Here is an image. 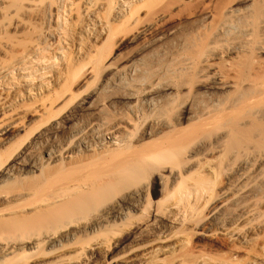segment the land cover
Here are the masks:
<instances>
[{"label": "rangeland", "instance_id": "1", "mask_svg": "<svg viewBox=\"0 0 264 264\" xmlns=\"http://www.w3.org/2000/svg\"><path fill=\"white\" fill-rule=\"evenodd\" d=\"M113 1L0 0V99L4 101L0 100V122L9 118L15 124L23 121L20 123L24 125H20L22 129L17 123V128L14 127L17 131L13 128L16 134L12 130L10 138L5 141L0 138L1 169V163L13 154L10 152H15L12 157L15 160L17 154L34 144L37 133L48 126L50 116L58 113L57 118H62L74 114L72 122L64 124L57 136L58 157L54 161L39 148L36 155L25 156L28 160L24 157L23 162L34 158L33 162L37 160L34 163L41 164V169L36 165V171L29 168L24 173L15 166L17 170L5 175L0 171V248L4 244L9 247L8 251L0 249V264H19L28 259L50 263L80 252L83 264H264V90L257 89V85L264 84V53L256 50L257 41H264V0H140L141 5H137L132 17L120 16L116 22ZM57 7L63 11L61 21ZM97 14L104 23L113 24L114 33L108 39L104 34L97 41L85 39L89 41H83L79 55L78 44L74 42L78 47L73 48L65 31L73 30L76 36L84 23L95 15L98 17ZM144 25L150 28L137 35ZM244 28L250 30L251 38L245 36L251 40L243 36ZM245 41L247 44L243 45ZM98 59L100 62L93 71V61ZM185 61L189 63L187 66ZM77 62L86 64V68L76 74ZM212 72L222 74L221 78L224 75L230 78L233 82L227 83L234 86L215 90L209 84ZM27 79H33L34 84L47 79L52 85L44 93L36 94L35 100L17 97L20 102L16 100L13 104L16 94H28L24 92ZM253 81L261 84L254 85ZM151 85H154L152 90ZM257 90L263 92L261 99L256 97ZM245 94L256 98L249 101ZM81 98L89 104L79 105ZM44 104L48 107L52 104V108L43 110ZM93 104V109L86 108ZM222 111L229 115L223 117ZM115 124L123 127V133L130 132L127 133L130 142L112 150L113 147L93 139L94 125L101 129ZM78 129L90 134L91 144L95 141L93 151L80 152L74 148L73 143L81 134H76ZM135 147L138 152L144 151L139 152L141 158L145 153L149 157L145 154L137 162V174L135 170L124 172L123 159L135 150L137 153ZM8 158L13 161L11 156ZM47 160L51 163L47 164ZM245 161L252 172L250 179L242 181L245 185L241 184L246 193L232 199L229 193L235 180L248 170ZM80 172L83 180H96L97 191L86 190L81 196L83 200L79 197L71 200L73 205L64 201L45 209L44 203L58 193L62 183L81 178ZM100 180L105 181L103 185ZM47 181L51 189L56 184L51 192ZM40 186L46 187L39 190ZM141 186L146 188V201L143 207L139 206L140 211L129 209L118 219L88 228L101 207L115 202L127 188ZM242 204L251 206L255 213L225 221L228 214L235 217L237 207ZM74 205L75 209L71 208ZM148 205L147 211L142 212ZM150 211H162L161 216H172L171 213L179 216V223L175 224L161 220L174 234L173 249L155 251V254L148 251L152 246L148 245L137 251L136 245L127 239L119 247L113 248L111 244L95 250L93 244L99 238L112 236L120 241L126 234L137 231L135 228L151 219ZM224 214L227 215L224 217ZM78 218L84 228L78 225L70 228L75 233L73 240L61 238V242L52 245L49 243L52 239L44 238L46 234L61 235L64 225L75 223ZM161 223L156 221L155 227L161 228ZM140 251L149 254L141 257V263H136L132 258ZM97 252V258L92 259V253Z\"/></svg>", "mask_w": 264, "mask_h": 264}, {"label": "bare ground", "instance_id": "2", "mask_svg": "<svg viewBox=\"0 0 264 264\" xmlns=\"http://www.w3.org/2000/svg\"><path fill=\"white\" fill-rule=\"evenodd\" d=\"M59 1V0H58ZM71 1V0H70ZM88 1V0H87ZM139 1L140 0H115V1H113V3H112V5H113V8H115L117 11H115L116 13L114 14V16H113V19L115 20V22H116V19H118V18H120V16L123 18V19H128L129 17H132L133 15H134V13H135V9H136V7H137V5L138 4H140L141 5V3H139ZM57 2V1H56ZM91 2V1H90ZM92 3V2H91ZM130 3H132L133 5H130ZM73 4V3H72ZM49 5V4H48ZM1 6V5H0ZM51 6V5H50ZM60 6V5H59ZM58 8V12H57V16H58V19L59 18H62L63 17V11H61L60 9H59V7H57ZM43 9V8H42ZM70 9V8H69ZM50 10H52V9H50ZM71 10V9H70ZM66 10H64V12H65ZM43 12H45V11H43ZM47 12H49V11H47ZM67 12V11H66ZM46 14V13H45ZM53 14V13H52ZM93 14V13H92ZM95 14V13H94ZM44 15V14H43ZM50 15V14H49ZM88 15H89V13H88ZM98 15V14H97ZM45 16V15H44ZM93 16V15H92ZM48 18V17H47ZM66 18V17H65ZM46 19V18H45ZM88 19V18H87ZM86 19V20H87ZM60 20V19H59ZM65 20V19H64ZM68 20V19H67ZM66 20V21H67ZM61 21V20H60ZM59 21V22H60ZM123 21V20H122ZM73 22V21H72ZM138 22V21H137ZM62 23H64V22H62ZM69 23V22H68ZM120 23H121V21H120ZM125 23H126V21H125ZM140 23V22H139ZM59 24V23H58ZM70 24V23H69ZM68 24V25H69ZM75 24V23H74ZM118 24H119V21H118ZM124 24V23H123ZM138 24V23H137ZM60 25H61V22H60ZM65 25H67V24H65ZM72 25V24H71ZM57 26V25H56ZM64 26V25H63ZM116 26V25H115ZM60 27V26H59ZM66 28H67V26H65ZM72 27V26H71ZM141 27V26H140ZM133 28V27H132ZM135 28H137V27H135ZM150 28V26L149 25H147V26H143V27H141V29H139V31L137 32V35L138 34H141V33H143L144 31H147L148 29ZM46 29V28H45ZM74 29H75V27H74ZM83 30L81 31L80 30V32H79V34H77V35H79V37L77 38V35L75 36V32H72V31H70V30H66L65 31V36H67V38H69L70 40H71V42L72 43H70V44H72V47L73 48H76V47H78V48H76L75 50L78 52L77 54H79L80 55V53H82V51H83V46H82V43H83V41H89V40H85V39H93V40H98L99 38H101L100 37V35L102 34H104L105 36H106V38L108 39L109 37H111L112 35H113V33H114V26H113V24H110V25H108L107 23H104L103 21H101V19H99V15H98V17L95 15V17H92V18H89L88 19V21H86L85 23H84V28H82ZM247 29H249V28H247ZM246 29L244 28L243 29V31H244V37L245 38H247L248 36H250V38H251V35H249V33H250V30H249V32H248V30H246ZM50 32V31H49ZM43 33V32H42ZM77 33H78V31H77ZM135 33V32H134ZM40 34V33H39ZM51 34V33H50ZM53 34V33H52ZM51 34V35H52ZM41 35V34H40ZM39 35V36H40ZM43 35H44V33H43ZM103 35V36H104ZM247 37H246V36ZM39 36H37V37H39ZM64 36V37H65ZM44 37V36H43ZM136 37V36H135ZM45 38V37H44ZM48 38V37H47ZM60 38V37H59ZM250 38H247L246 40H251ZM39 39V38H38ZM42 39V38H41ZM46 39V38H45ZM62 39V38H61ZM66 39V38H65ZM102 39V38H101ZM104 39V38H103ZM106 39V40H107ZM44 40V39H43ZM47 40V39H46ZM35 41V40H34ZM41 41V40H40ZM60 41V40H59ZM92 41V40H91ZM90 41V42H91ZM104 41H105V39H104ZM46 42V41H45ZM74 42H76V44H78V46H75V43ZM84 42V43H85ZM253 42V41H252ZM251 42V43H252ZM62 43V42H61ZM83 43V44H84ZM245 43L247 44V42L245 41V42H243V45H245ZM73 44H74V46H73ZM92 44H93V42H92ZM103 44H105V43H103ZM243 45H241V46H243ZM249 45L250 44H248V46L247 47H249ZM256 45V44H255ZM36 47V46H35ZM34 47V48H35ZM245 47V46H244ZM246 47V48H247ZM256 47V46H255ZM38 48V47H37ZM96 48V47H95ZM242 48V47H241ZM257 49V51H258V53L259 52H261V53H264V41H257V47H256ZM29 49V48H28ZM64 49V48H63ZM62 49V50H63ZM88 49V48H87ZM97 49V48H96ZM31 50V49H30ZM74 50V49H73ZM25 51V50H24ZM85 51V50H84ZM101 51V50H100ZM99 51V52H100ZM28 52V51H27ZM80 52V53H79ZM90 52V51H89ZM206 53V52H205ZM107 55V54H106ZM18 56V55H17ZM77 56V55H76ZM78 57V56H77ZM79 57H81V56H79ZM105 57V56H104ZM14 58H16V57H14ZM76 58V57H75ZM44 59V58H43ZM85 59V58H84ZM99 59L101 60L102 59V56L100 55V57H99ZM99 59L97 60V61H93V62H95L94 64H93V66H92V69H93V71H94V68H96V64H99L98 62H100L99 61ZM186 59H188V58H186ZM17 59H14V61H16ZM48 60V59H47ZM73 60V59H72ZM74 60H76V59H74ZM78 60V59H77ZM93 60V59H92ZM185 60V59H184ZM84 61V60H83ZM82 61V62H83ZM188 62H189V60H187ZM203 61V60H202ZM18 62V61H17ZM75 62V61H74ZM81 62V63H82ZM188 62H186L185 61V63H184V65H186L187 66V64H189ZM205 62V61H204ZM71 63H73V62H71ZM76 63V62H75ZM78 63V62H77ZM206 63V62H205ZM79 65L76 67V69H77V71H76V74L78 73V72H80V70H82V69H84V68H86L85 66H86V64H81L80 65V63H78ZM191 64H192V62H191ZM190 64V65H191ZM203 64V63H202ZM210 64V63H209ZM75 65V64H74ZM67 66V65H66ZM71 67V66H70ZM84 67V68H83ZM202 67V66H201ZM68 68V67H67ZM74 68V67H73ZM189 68H190V66H189ZM208 68V67H207ZM206 68V69H207ZM204 69V68H203ZM69 70H70V68H69ZM75 71V70H74ZM217 71V70H216ZM216 71H214V72H216ZM82 72V71H81ZM200 72H202V71H200ZM51 73V72H50ZM207 73V72H206ZM49 73H47V75H48ZM74 74V73H73ZM75 74V75H76ZM80 74V73H79ZM204 74V73H203ZM220 74V73H219ZM30 75V74H29ZM47 75H42L43 77L44 76H47ZM60 75H62L61 73H60ZM75 75L73 76V77H75ZM49 76V75H48ZM63 76V75H62ZM69 76V75H68ZM76 76H79V75H76ZM209 76L211 77V81H212V83H209V84H211V86H213L214 88H215V90L217 89H223V88H225V87H228L229 85H231V87H233L234 86V83H233V86H232V80L230 79V78H226L225 77V75L222 77V78H224L225 77V79L224 80H228V81H224L220 76H222V74L221 75H218L217 73H213L212 72V74L210 75L209 74ZM32 77V76H31ZM33 77H35L34 75H33ZM40 77H41V75H40ZM51 77V76H50ZM65 77V76H64ZM206 77V76H205ZM209 77V78H210ZM37 78V77H36ZM54 79V78H53ZM74 79H76V77L74 78ZM202 79V78H201ZM203 79H205V78H203ZM208 79V78H207ZM28 81H26V83H25V88H24V92H27L28 94L27 95H25V94H23V93H20L19 91H18V89L16 90V92L18 91L20 94H14L15 96H14V102H13V104L14 103H16V100L18 101V99L19 98H24L25 99V97H27V98H34V100H35V98H37V96H36V94H42V93H44L43 92V90L44 89H47L48 90V87H49V85L51 84L50 82V80H47V79H41V81L39 82V83H33L32 82V80L33 79H31V81H29V79H27ZM40 80V79H39ZM62 80H63V78H62ZM206 80V79H205ZM210 80V79H209ZM208 80V81H209ZM232 82H231V81ZM231 82L230 84H228L227 82ZM202 82V81H201ZM204 82V81H203ZM256 82H259V81H253L252 83H254V85H256L255 83ZM260 83V82H259ZM16 84V83H15ZM18 84V83H17ZM163 84V83H162ZM258 84V83H257ZM261 84V83H260ZM52 85V84H51ZM168 85H170V84H168ZM250 85H253V84H250ZM17 86V85H16ZM156 86H157V84H156ZM162 86L163 85H161V88H162ZM167 86V85H166ZM165 86V87H166ZM171 86V85H170ZM210 86V85H209ZM258 87H257V89L258 88H260V89H263L264 90V84L262 83V85H257ZM262 86V87H261ZM153 87H154V85H151V86H149V89H153ZM213 87H211V88H213ZM230 87V86H229ZM255 87V86H254ZM163 88H164V86H163ZM207 88H208V86H207ZM148 89V88H147ZM210 89V88H209ZM247 89V88H246ZM259 89V90H260ZM164 90H166V88L164 89ZM208 90V89H207ZM218 90V91H219ZM224 90V89H223ZM262 90V91H263ZM21 91V90H20ZM145 91V90H144ZM214 91V90H213ZM221 91V90H220ZM23 92V91H22ZM56 92V91H55ZM67 91H65L64 93H66ZM211 92V91H210ZM259 95H251L250 96V98L247 96L246 98H248L247 100H251L252 101V99L251 98H253L254 97V99L257 97V99H261L262 98V95H260V94H262L263 92H260V91H256ZM260 92V93H259ZM64 93H62V97L65 95ZM144 93V92H143ZM142 93V94H143ZM145 93H146V91H145ZM152 93V92H151ZM245 93V92H244ZM256 93V94H257ZM58 94H60V91H59V93ZM57 94V95H58ZM64 94V95H63ZM264 94V93H263ZM133 95V94H132ZM213 95V94H212ZM242 95V97H243V93L242 94H240V96ZM36 96V97H35ZM40 96V95H39ZM238 96H239V94H238ZM237 96V98H239ZM256 96V97H255ZM261 96V97H260ZM17 97H19L18 99H17ZM44 97V96H43ZM43 97H41L42 99H43ZM129 97V96H128ZM134 97V96H133ZM245 97V96H244ZM258 97H260V98H258ZM263 97H264V95H263ZM59 98H60V95H59ZM126 98V97H125ZM131 98V97H130ZM246 98H243V99H245V101H246ZM39 100H40V98H38ZM82 99V98H81ZM0 100H2L3 101V99H0ZM31 100V99H30ZM33 100V101H34ZM147 100V99H146ZM249 100V101H250ZM13 100H11V102H12ZM87 101L88 100H81L80 101V103H79V105L80 104H85V103H87ZM240 101V100H239ZM238 101V102H239ZM244 101V100H243ZM4 102V101H3ZM8 102V101H7ZM10 102V101H9ZM18 102H20V101H18ZM17 102V103H18ZM23 102V101H22ZM94 102V101H93ZM150 102V101H149ZM247 102V101H246ZM24 103V102H23ZM34 103H36V102H34ZM239 103H241V104H243L242 103V101H240ZM245 103V102H244ZM0 104H1V101H0ZM12 104V103H11ZM10 104V105H11ZM49 104V103H48ZM87 104H89V103H87ZM96 104V103H95ZM95 104H93L92 106H86V108L88 107H91L92 109L94 108V105ZM235 104V103H234ZM233 104V105H234ZM240 104V105H241ZM16 105V104H15ZM18 105H20V104H17V106ZM97 105V104H96ZM232 105V104H231ZM230 105V106H231ZM233 105L231 106L232 108H233ZM237 104H235L234 106H236ZM82 106V105H81ZM239 106V105H238ZM3 107V106H2ZM16 107V106H15ZM96 107V106H95ZM52 108V104L51 105H49V107L47 106V105H45L44 104V107H43V110H48V109H51ZM83 108H84V106H83ZM230 108V107H229ZM15 109V108H14ZM224 109V108H223ZM226 109V111H228V113H230L231 112V110L230 109H228L227 110V108H225ZM17 110V109H16ZM15 110V111H16ZM42 110V111H43ZM54 110V109H53ZM84 110V109H83ZM88 110V109H87ZM221 110V109H220ZM50 111V110H49ZM224 111V110H223ZM223 111H222V114H223ZM220 112V111H219ZM46 113V112H45ZM49 113V112H48ZM50 113H52V112H50ZM216 113H218V112H216ZM221 113V112H220ZM225 113H226V115H225ZM224 114H223V117H226V116H228L229 114L227 113V112H225ZM40 114V113H39ZM44 114V113H43ZM57 114V116H58V113H56ZM205 114V113H204ZM210 114V113H209ZM222 114H220V116L222 117ZM228 114V115H227ZM231 114V113H230ZM41 115V114H40ZM52 115V114H51ZM76 115V114H75ZM217 115V114H216ZM15 116V115H14ZM57 116H50V118H48V120H47V124H48V126L46 125V123H44L45 124V126H47V127H45V129L43 128V130H40L38 133H37V136L35 137V141H34V144L33 145H30V147L28 146L24 151H21L20 149V151H21V153H19L18 151H16V153L18 152L19 154H17L16 156H15V160L12 158L14 155V153L15 152H10V153H13L12 155L10 154V155H8V157H10L11 156V158L13 159V161L11 160V159H9L8 157H6V161L5 162H3V164L1 163V166H2V168L3 169H1V167H0V171L5 175V173H8V172H10V171H12L13 169H14V167L15 166H19L20 168V170H22L23 172L24 171H26L27 169H29L30 168V170L32 169H34V171H36L37 170V166L36 165H38V164H36V163H34V162H36V161H34L33 162V159L31 160V161H27V162H23L24 161V157L25 156H31L32 157V155L34 156V155H36L37 154V150H39V148H43V152L46 154V155H48V159L51 161L52 159H53V161H54V158H57L58 156H57V151H56V147H57V145H58V142L56 141V139H57V136H59V133H60V130L62 129V128H64V126L66 125V123L68 124L70 121L72 122V119H74V114H72V113H69L68 115H66V116H63L62 118L60 117H58L57 118ZM206 116V115H205ZM12 117V116H11ZM204 117V116H203ZM7 119H9V118H7ZM7 119H3V121L1 120V122H0V138H3L2 140H4L5 141V139H7L8 138V136H9V134L12 132V130H13V128L14 127H16L17 128V126H20V125H23L22 123H20V122H23V121H20V122H18L17 121V123H20L19 125H17L16 126V124L13 122V121H11L12 119H9V121L7 120ZM18 119V118H17ZM205 119V118H204ZM22 120V119H21ZM209 120V119H208ZM206 121V120H205ZM204 121V122H205ZM210 122V121H209ZM206 123V122H205ZM204 123V124H205ZM208 123V122H207ZM65 124V125H64ZM94 124V123H93ZM97 126V125H96ZM95 125H94V127H96ZM23 127H24V125H23ZM23 127H21L20 126V128H22L23 129ZM41 127V126H40ZM85 127V126H84ZM94 127H92V130L94 131L93 132V135H92V137H93V139L95 138V139H97V140H99L100 141V143L102 142V144H103V146H104V144L106 145L107 144V146L106 147H113V149L112 150H115L114 149V147H116V146H118V145H125V144H127L128 142H130L131 140H129V137H128V135L130 134V132H128L127 130H124L125 132H126V134L125 133H123V127H121L120 125H114V126H111V127H102L101 129L99 128V127H96L95 129H93ZM26 128V127H25ZM82 128V127H81ZM86 128V127H85ZM15 129V128H14ZM18 129H19V127H18ZM21 129V130H22ZM67 129V128H66ZM72 129V128H71ZM16 130V129H15ZM20 130V129H19ZM18 130V131H19ZM17 131V130H16ZM88 131V130H87ZM13 132H14V130H13ZM15 134L17 133V132H14ZM81 133V134H80ZM88 135H86L85 134V132H84V129H81V130H79L78 129V132H76V134H80L79 136H77V138L75 139V143H73V144H75V145H73L74 146V148L76 147V148H78V150H80V152H90V151H93L92 150V144L95 142V141H93V143L91 144V142H90V138H89V133L88 132H86ZM127 133H129L128 135H127ZM74 136V135H73ZM75 137V136H74ZM9 138H10V136H9ZM96 140V141H97ZM1 141V140H0ZM1 143H2V141H1ZM4 143V142H3ZM149 143V142H148ZM5 144V143H4ZM143 144V143H142ZM141 144V145H142ZM151 144H152V142H151ZM153 145V144H152ZM152 145L150 146L149 145V147L151 148L152 147ZM159 145H161V143L159 144ZM164 145V144H163ZM38 146H41V147H38ZM95 146V145H94ZM93 146V147H94ZM144 146V145H143ZM156 146V145H155ZM26 147V146H25ZM70 147V146H69ZM24 148V147H23ZM22 148V149H23ZM95 148V147H94ZM103 148V147H102ZM136 148V147H135ZM139 148H141V147H139ZM149 148V149H150ZM154 148V147H153ZM152 148V149H153ZM155 148H157V147H155ZM162 147H160L159 149H161ZM165 148V147H164ZM66 149V148H65ZM64 149V150H65ZM96 149V148H95ZM105 149V148H104ZM127 149V148H126ZM134 149V148H133ZM137 149V148H136ZM142 149H143V147H142ZM158 149V148H157ZM72 150V149H71ZM99 150H100V148H99ZM106 150V149H105ZM105 150H104V152H105ZM110 150V149H109ZM132 150V149H131ZM130 150V151H131ZM135 150V149H134ZM15 151V150H14ZM67 151V150H66ZM107 151V150H106ZM121 151H123L122 149H121ZM129 151V150H128ZM142 151V150H141ZM141 151H139V152H141ZM148 151V150H147ZM153 151V150H152ZM151 151V152H152ZM42 152V153H43ZM80 152H79V154H80ZM118 152H120L119 150H118ZM118 152H117V154H118ZM126 152V151H125ZM125 152H124V155H125ZM138 152V149H137V153H136V150L133 152V153H129V154H127L126 155V157H125V159H123L120 155H117V158H118V156H119V159H120V157L124 160H122L123 162V168H122V166L120 167V168H122V171L124 170V172H127L128 173V171H133V170H135V173H134V171H133V173L134 174H137L136 173V170H137V168H138V166H137V162L139 161V160H141L142 158H144L145 157V154H143V156H142V158H141V153H139ZM143 153H144V151H142ZM153 152H155V150L153 151ZM152 152V154L151 155H153L154 153ZM36 153V154H35ZM115 153V155H116V151L114 152ZM113 153V154H114ZM123 153V152H122ZM139 153V154H138ZM112 154V155H113ZM120 154H121V152H120ZM58 155H59V153H58ZM111 155V154H110ZM123 155V156H124ZM150 155V156H151ZM160 155V154H159ZM72 156V155H71ZM70 156V157H71ZM149 157V154L147 153L146 154V157ZM155 157L156 156H158V155H154ZM153 156V157H154ZM36 157V156H35ZM67 158V157H66ZM72 158V157H71ZM115 158H116V156H115ZM27 158L25 157V160H26ZM30 159V158H29ZM111 159H112V157H111ZM5 160V159H4ZM3 160V161H4ZM28 160V159H27ZM57 160V159H56ZM115 160H117V159H115ZM114 160V161H115ZM121 160V159H120ZM48 161V160H47ZM113 161V162H114ZM118 161V160H117ZM46 162V161H45ZM48 163H51V162H47V164ZM119 163H121V162H119ZM139 163H141V162H139ZM109 164V163H108ZM116 164H118V163H116ZM41 165V164H40ZM40 165H38V167L40 166ZM114 165V164H113ZM121 165V164H120ZM43 166V165H42ZM112 166V165H111ZM244 166L245 167H247L248 168V163L245 161V163H244ZM106 167V166H105ZM117 167H118V165H117ZM113 168V167H112ZM115 168V167H114ZM119 168V171L121 170ZM18 169V170H19ZM36 169V170H35ZM40 169H41V166H40ZM102 169H105L104 167L102 168ZM108 169V168H107ZM116 169V168H115ZM114 169V170H115ZM118 169V168H117ZM3 170V171H2ZM14 170H17V169H14ZM31 170V171H32ZM111 170V169H110ZM139 170V169H138ZM248 170H249V168H248ZM247 170V172L245 173V172H243V173H240L239 175H238V177H237V179L235 180V183L236 184H234L233 185V187H232V189H231V191H230V193H229V196H232V197H230V198H232V199H234V198H236V197H241L242 195H244L245 193H246V191L245 190H247V189H245V190H243V188H244V186L243 185H245L242 181H244V180H247L246 178H248V177H250L251 176V174H252V172L249 170L248 171ZM75 171H77V170H75ZM98 171V170H97ZM100 171V170H99ZM21 172V171H20ZM28 172V171H27ZM78 173H79V171H77ZM77 172H74V174L75 173H77ZM104 172V171H103ZM102 172V173H103ZM110 172V171H109ZM11 173V172H10ZM25 173V172H24ZM101 173V172H100ZM100 173H98V174H100ZM94 174H95V172H94ZM89 175V176H95V175ZM97 174V173H96ZM124 174V173H123ZM2 175V174H1ZM80 175H81V178H79V177H76L77 179H72V178H70V180L67 182V180H66V182H67V184H63L62 182V187H60V189H59V191H57L56 193V195H54L53 197H51L52 199L51 200H48L47 202H45L44 204L46 205V208L45 209H47V206H48V208H49V206H53L54 204H59V203H63L64 201H67V204L69 203L70 205L72 204L73 205V203H72V199H75V198H77V197H79L80 199H82V197L84 196L83 195V192H85L86 190L88 191V190H91L92 191V189H93V192L94 191H97V189L95 190L94 189V187H96L95 185H97V184H95V183H97L96 182V180L95 181H88V180H83V175L81 174V172H80ZM86 175V174H85ZM84 175V176H85ZM88 175V174H87ZM87 175L85 176L86 178H88L87 177ZM111 175V174H110ZM115 175V174H114ZM76 176V175H75ZM79 176V175H78ZM49 177V176H48ZM84 177V178H85ZM109 177H112V176H109ZM108 177V178H109ZM65 178V177H64ZM64 178H62V179H64ZM106 178V177H105ZM113 178H114V176H113ZM61 179V180H62ZM100 179V178H99ZM248 179H250V178H248ZM105 180V179H104ZM103 180V181H104ZM107 180H109V179H107ZM115 180V179H114ZM119 180V179H118ZM41 181V180H40ZM50 181H52L51 179H50ZM54 181V180H53ZM63 181V180H62ZM64 181H65V179H64ZM97 181H98V179H97ZM101 181V180H100ZM100 181L98 182V183H100ZM103 181H101V183L103 182ZM39 182V181H38ZM105 182V181H104ZM103 182V183H104ZM107 183H110V182H108V181H106ZM112 182V181H111ZM245 182V181H244ZM47 183H49L48 181H47ZM51 183H53L54 184V182H51ZM103 183H102V185H103ZM243 183V185H242V187H241V184ZM46 184V183H45ZM53 184L51 185V186H53ZM111 184V183H110ZM109 184V185H110ZM44 185V184H43ZM43 185H41V186H43ZM48 185H50V183L49 184H47V186ZM55 186H56V184H54ZM60 185V184H59ZM99 185V184H98ZM101 185V187H104V186H102ZM106 185V184H105ZM41 186L39 187V190L40 189H42L41 188ZM55 186H53V187H55ZM100 186V185H99ZM46 187V186H45ZM45 187L42 189V190H44L45 189ZM49 187V188H48ZM47 188H48V191L51 189V187L50 186H48ZM53 187H52V189L51 190H53ZM58 187V188H59ZM38 188V187H37ZM26 190V189H25ZM99 190V189H98ZM54 191H55V189H54ZM40 191H38V193H39ZM43 192V191H42ZM49 192H51V191H49ZM53 192V191H52ZM35 194V193H34ZM37 194V193H36ZM55 194V193H54ZM53 195V194H52ZM83 195V196H82ZM86 195H87V193H86ZM82 196V197H81ZM88 196H89V194H88ZM145 196H146V188H145V186H141V187H137V188H127V190H125L124 192H122V194L117 198V200L115 201V202H113V203H109V204H107V205H104L103 207H101V209L99 210V214L97 215V216H95L94 217V219L88 224V228L89 227H93V226H97V227H100V226H102V224L104 223V222H110V221H113L114 219H118V218H120V217H122L123 215H126L127 214V210H129V209H138L139 211H140V207L139 206H142L143 207V202L145 203ZM246 196V195H245ZM86 197V196H85ZM41 199V198H40ZM45 199V198H44ZM78 199V198H77ZM237 199V198H236ZM83 200V199H82ZM77 201V200H76ZM83 202V201H82ZM31 204H32V202H30ZM151 203V202H150ZM28 204V203H27ZM35 204V203H34ZM76 204L78 205V202H76ZM75 204V205H76ZM81 204V203H80ZM142 204V205H141ZM71 206V208H73V207H76V206ZM150 205V204H149ZM149 205L147 206V208H143V210L141 209V211L142 212H144L145 210L147 211V209L149 208ZM151 205H152V203H151ZM246 204H242L241 206L239 205L238 207H237V211L235 212V217H234V215L232 216L231 214L229 215L228 214V216H226L225 214H224V217H225V221H227V222H232L235 218H236V216L238 217V216H241V215H246V214H248V215H251L252 213L254 214L255 212L253 211V209H251V206H249L248 204L245 206ZM24 206H26V204L24 205ZM23 206V207H24ZM28 206V205H27ZM32 206V205H31ZM30 206V207H31ZM55 206V205H54ZM62 206H64V204H62ZM66 206V205H65ZM65 206H64V208H65ZM68 206V205H67ZM29 207V206H28ZM36 207V206H35ZM157 207V206H156ZM33 208V207H32ZM38 208V207H37ZM50 208H52V207H50ZM63 208V207H62ZM63 208V209H64ZM67 208V207H66ZM174 208V207H173ZM73 209H75V208H73ZM152 209V208H151ZM157 209V208H156ZM36 210V209H35ZM39 210V209H38ZM42 210V209H41ZM72 210V209H71ZM43 211H44V209H43ZM253 211V212H252ZM37 212V211H36ZM38 212H40V210L38 211ZM42 212V211H41ZM151 212V219L149 220V218H148V222L144 225V226H140V227H138V228H135V229H137V231L135 230V232H133V233H131L130 232V234L128 233V235L126 234V236H125V239H123V240H120V241H115L114 240V238L115 237H112V236H110V237H103V238H99V240H97L93 245L95 246V250H97V249H100V248H103V247H105V246H110L111 244H112V247L113 248H116V247H119V246H121L127 239L128 240H131L135 245H136V250L138 251V250H142L143 248H145V246H150V245H152L151 246V248H149V250L148 251H154V253H155V251H162V250H169V249H173V247L175 246L174 244V241L173 240H171V239H173L172 237H173V235H172V233L171 232H169L168 231V228H169V226H168V228H167V225L163 222V223H161V220L162 219H165L167 222H169V223H171V224H175L178 220H179V216H177V215H173L172 213H171V215L172 216H166V215H164V216H166V217H168V219L167 218H165L163 215V217L161 216V215H159V213L160 212H162V211H160L159 213L158 212H152V211H150ZM150 212H149V214H150ZM178 212V211H177ZM72 213V212H71ZM174 213V212H173ZM180 213V212H179ZM182 213V212H181ZM146 214V213H145ZM169 214V213H168ZM128 215H129V213H128ZM147 216H148V214H147ZM158 216V217H157ZM222 215H220V217H221ZM252 216V215H251ZM24 217V216H23ZM219 217V216H218ZM77 218V217H76ZM154 218V219H153ZM157 218V219H156ZM75 219V218H74ZM73 219V220H74ZM238 219H239V217H238ZM79 220H80V218H78V220H74L75 221V223H73V222H69V221H67V222H69L68 224H65V223H67V222H64V228H65V230L63 229V230H61V228H62V225L60 226L61 228H60V230H61V235H59V236H56V237H54V234H52L53 236L52 237H50V235L51 234H46L45 236H44V238H48V240L49 239H52L53 241H51V242H49L50 244H52V243H54V242H61V241H59L61 238H64V239H70L69 241H71V239L73 240V238H74V236H75V233L74 232H72L73 230H71L70 228H74L75 226H76V228H77V225L78 226H81V224H82V226H83V223H81V222H79ZM180 220H182V219H180ZM72 221V220H71ZM88 221V220H87ZM156 221H158L159 223H161V228H157V227H155V226H157V225H155V222ZM221 222H222V220H221ZM224 222V221H223ZM177 223H179V222H177ZM84 225H85V223H84ZM224 225V224H223ZM82 226H81V228H82ZM86 226V225H85ZM84 228V227H83ZM82 228V229H83ZM172 228V227H171ZM66 230H67V232H66ZM71 230V231H70ZM86 230V229H85ZM117 230V229H116ZM115 230V231H116ZM121 230V229H120ZM65 231V233H63ZM96 231V230H95ZM122 231V230H121ZM60 232V231H59ZM59 232L57 233V234H59ZM117 232V231H116ZM115 232V233H116ZM123 233V232H122ZM125 233V232H124ZM127 233V232H126ZM113 235H115V234H113ZM124 235V234H123ZM104 236H106V235H104ZM108 236V235H107ZM122 236V235H121ZM42 237V236H41ZM43 238V239H44ZM63 239V240H64ZM94 239H96L95 237H94ZM78 240V239H77ZM80 240H78V243H82V242H79ZM170 241H172V242H170ZM30 242V241H29ZM44 242H46L47 243V240L46 241H44ZM7 243H10L9 241L7 242ZM13 244V243H12ZM16 244V243H15ZM14 244V245H15ZM49 244V245H50ZM61 244V243H60ZM76 244V243H75ZM83 244V243H82ZM6 244H4V246L2 247V248H0V249H2V251L3 250H7V249H9V247H7V245L5 246ZM11 245V244H10ZM13 245V246H14ZM53 245V244H52ZM174 245V246H173ZM12 246V245H11ZM148 246V247H149ZM11 249V248H10ZM83 250V249H82ZM82 250H80V251H82ZM175 250V249H174ZM1 251V250H0ZM8 251V250H7ZM81 253L82 252H80V254H76V255H65V256H63V257H59L58 259H56V260H54L53 262H50V263H46V261L44 262V261H40V262H33L32 260H30V259H28V260H25V261H22V262H20L19 264H83V262H82V259H81ZM135 253V252H134ZM146 253H148V252H143V251H140V252H138V253H135L134 255H133V258H132V260L133 261H135L136 263H138V262H140V259H141V257L143 256V255H145ZM153 253V254H154ZM159 253V252H158ZM162 253V252H161ZM149 254V253H148ZM152 254V253H151ZM156 254V253H155ZM99 255V253L97 252V253H92V255H91V257H92V259H96L97 258V256ZM147 255V254H146ZM148 256V255H147ZM157 256V255H156ZM144 257V256H143ZM141 263V262H140ZM139 264V263H138ZM142 264V263H141ZM203 264V263H202Z\"/></svg>", "mask_w": 264, "mask_h": 264}]
</instances>
